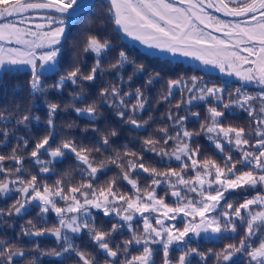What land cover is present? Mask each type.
<instances>
[{
	"label": "snow or ice",
	"instance_id": "1",
	"mask_svg": "<svg viewBox=\"0 0 264 264\" xmlns=\"http://www.w3.org/2000/svg\"><path fill=\"white\" fill-rule=\"evenodd\" d=\"M89 7L84 0H0V72L26 66L30 94L45 98L49 88L61 92L69 83L79 87L64 107L85 117L99 136L98 146L92 147L72 137L55 143L56 116L63 109L59 103L47 102L46 134L31 149L30 141L21 136L7 155L0 152V196L15 193L14 203L0 208V222L11 226L6 217H21L34 205L37 221L27 220L19 235L55 237L59 250L40 251L38 244L35 250L74 264H156L153 245L160 246L161 264H192V257H199L201 264H209L210 259L212 264H237L234 258L238 256H244L246 264H264V0H107L103 23L151 50L149 55L190 58L261 89L252 94L237 87L234 93L228 91L226 99L224 87L201 83L200 77L186 79L178 74L168 78L157 97L158 104L169 105L162 123L141 137L138 150L125 145L107 156L111 138L119 133L115 128L102 132L95 126L100 108H109L129 130H147L155 121L151 114L147 119L142 115L151 113L143 89L164 77L153 72L133 90V77L144 73L145 65L130 60L121 50L109 68L120 73L132 64V75L127 81L120 75L116 83L100 88L99 103H87L84 82L95 83L103 76V60L111 50L109 39L90 33L82 46L83 53L95 57L90 70L85 73L74 63L55 83L45 86L43 78L60 64L70 22ZM177 93L180 99L173 104ZM76 101L85 106H77ZM200 102L206 104L203 119L193 110ZM232 109L247 113L248 127L225 123ZM189 117L199 122V129L188 128ZM0 120H4L3 112ZM31 120L39 122L40 117L23 114L16 124L28 129ZM200 136L214 146L219 159L202 154L196 139ZM8 142L5 126L0 129V148ZM147 153L158 159L147 162ZM69 154L79 179L66 172L47 183L44 175ZM26 156L38 169L36 173L25 174L29 172ZM110 165L118 171L101 182ZM142 175L145 184L140 182ZM161 185L162 194L158 192ZM237 190H254L255 194L237 200L231 196ZM49 213L56 217L51 227ZM97 213L113 218L109 229L97 225ZM125 232L128 238L117 242L116 234ZM202 234L230 242L219 250L200 251L191 240ZM84 236L94 252L76 243ZM173 246L180 253L176 259L171 255ZM100 254L102 260L97 258ZM0 264H39V260L26 255L18 240L0 238Z\"/></svg>",
	"mask_w": 264,
	"mask_h": 264
},
{
	"label": "trees",
	"instance_id": "2",
	"mask_svg": "<svg viewBox=\"0 0 264 264\" xmlns=\"http://www.w3.org/2000/svg\"><path fill=\"white\" fill-rule=\"evenodd\" d=\"M107 1L106 0H96L92 6L84 13L80 14L78 18L73 19L69 24V39L64 42L63 53L60 60V64L57 66L55 72H49L44 78L43 82L45 86H49L55 83L59 79V76L63 74L67 69H69L74 63H78L85 73L90 70V67L94 63V55L91 53H83L82 46L88 34H95L99 37L109 39L111 41V50L107 52L106 58L103 60L104 74L99 77L95 83L84 82V94L83 98L87 103H92L96 101L99 103L98 94L101 87L106 86L109 82L116 83L119 76L122 75L124 80L127 81V77L133 73V65L126 64L120 73L116 70L110 69L109 65L114 63L118 59V54L121 50L125 51L130 60H134L136 63H143L145 65L144 73L133 77L132 89L140 87L147 80L148 75L153 72H160L164 77L159 83L151 86L145 87L143 89L145 96L148 97L151 108V113L145 111L142 113L143 117L147 119L148 115L151 114L155 123L150 122L147 130L137 131L129 130V126L122 124L119 119L113 114V112L103 106L100 108L101 118L95 122V126L98 127L102 132H107L113 128L118 130V136L111 138V148L109 152L104 153L105 156L112 152V149L122 150L123 146L127 145L133 150H138L140 146V140L142 136H146L153 132L155 127L162 123V117L164 116L165 110L169 107L167 103H157V97L160 95L162 86L165 84L168 78H175L176 75H183L186 79L191 76H197L201 78V83H206L209 86L216 85L218 87L223 86L225 91V98L227 99L228 91L234 93L235 88L242 87L245 91L252 94H256L258 89L250 86L241 85L236 80L225 81L217 73H210L204 71L200 67H195L189 63L172 60L167 57H161L158 55H149V53L142 51L137 46L127 42L121 34H118L113 30L112 26L105 25L103 23L106 12ZM219 14V13H218ZM30 80V70H12L11 72H0V112L4 113V120H0V129H4L9 132V142L6 148H0V152L7 155L12 147L16 146L17 139L24 136L30 141L29 149H31L34 143L41 138L47 132V102H55L61 105L63 110H58L56 116V129L55 143H58L61 139L65 137H72L78 144L86 145L89 147L98 146L97 141L99 136L97 133L91 130L92 125L89 121L84 119L83 116L78 117L71 107L65 108L64 106L72 102L73 92H79V87L73 86L70 83L61 91L57 92L49 88L46 98L45 96L36 93L30 94L29 89ZM125 90H128L125 88ZM180 99L179 94L175 96L172 103L175 104L177 100ZM214 103V101H213ZM77 106L84 107L85 104L81 101H76ZM194 111H199L201 113V119L206 113V104L200 102L198 106L193 108ZM232 113L225 123H232L237 126L248 127L249 118L247 113H244L240 109L230 110ZM23 114H30L32 116H39L40 121L31 120L28 129H25L23 125L16 124V118ZM183 114V113H181ZM5 121H11L5 125ZM69 124H74L73 128H69ZM187 126L190 130L199 129V122L193 117H189ZM87 128V131H85ZM201 146L202 154L205 156H213L219 159L218 154L215 152L214 146L210 144L205 136H200L196 138ZM50 143H53L50 141ZM27 151V150H25ZM94 156L99 157L100 154L93 153ZM44 159H49V157H43ZM151 153L145 154V160L149 163H154L157 160ZM29 157L25 158V165L29 173L34 174L38 169L32 167L28 162ZM10 164L11 162H6ZM165 163H168L165 161ZM75 160L73 156L67 155L63 160L55 162L52 166V172L45 174L43 179L52 184L56 179L61 178L64 173L71 172L72 176L77 180L79 179L78 170L75 167ZM173 166H176V161H171ZM163 167L164 165H158ZM118 170L114 166H109V170L106 174L101 175V182L106 181L109 177L116 174ZM146 175V174H144ZM144 175L141 176V184H145ZM2 178V174H0ZM164 185L158 189V192L163 193ZM254 190H249L247 192L241 193L237 190L235 193H231V196L237 200L242 199V196L254 195ZM15 193L5 197L0 196V208H9L14 203ZM95 211V210H94ZM38 208L34 205L29 206L27 213L21 217H6L10 222L9 224H4L0 222V238L7 240H18L19 245L24 248L26 255L38 257L39 264H74L73 260H68L62 262L61 259L42 256L40 251H51L53 249L59 250L60 245L56 241L55 237L50 235H45L41 237H23L20 236L21 225L26 224L27 220L32 219L37 221ZM113 218L103 217L101 213H97V225L102 226L105 229L111 227V222ZM48 226L51 227L56 223V218L52 213L48 214L47 217ZM39 226V224H38ZM242 231V230H241ZM128 233L124 235L116 234V241L120 242L123 239L128 238ZM239 235H237V240ZM230 242L228 239L220 240L217 238H192V247L198 248L200 251L207 252L208 249L219 250L223 247L225 243ZM76 243L79 245V239H76ZM39 245L40 251L35 250L36 245ZM80 246V245H79ZM154 247V246H153ZM155 252V262L156 264H161L162 251L160 246H156ZM179 249L173 247L172 258L176 259L179 256ZM192 264H201L199 257H192ZM237 260V264H246V258L244 256H238L234 258ZM209 264H212L211 259Z\"/></svg>",
	"mask_w": 264,
	"mask_h": 264
},
{
	"label": "rangeland",
	"instance_id": "3",
	"mask_svg": "<svg viewBox=\"0 0 264 264\" xmlns=\"http://www.w3.org/2000/svg\"><path fill=\"white\" fill-rule=\"evenodd\" d=\"M106 1H107V0H106ZM216 15H219V14L216 13ZM224 19H228V18H225V17H224ZM72 21H73V20H72ZM72 21H71V22H72ZM71 22H70V23H71ZM121 36H122V34H121ZM123 38H124L127 42H129L130 44L137 46V47H138L139 49H141L142 51H145V52H147V53H149V52L151 51V50L146 49L144 46L140 45V44H139L138 42H136V41H133V40L127 38V37H123ZM155 55H158V56H161V57H167V58H170V59H172V60H180V61H183V62L189 63V64H191V65H193V66H195V67H200V68H202V69H203L204 71H206V72L217 73V74H218L219 76H221L225 81L236 80V81H238L241 85H243L242 82L239 81V80H237L234 76H233V77H229V76H227V75H225V74H223V73H220L219 70L216 69V68H213V67H211V66L205 67V66L201 65L198 61H194V60H192V59H190V58H184V57H171L170 55L162 54V53H157V54H155ZM13 70H30V69L27 68V67L25 66V67H20V68H18V69H13ZM245 86L254 87V88L258 89V92L261 91V89H260L258 86H256V85H245ZM221 87H223V86H221ZM258 92H257V93H258ZM52 214H53V213H52ZM53 215H54V214H53ZM54 216H55V215H54ZM55 218H56V217H55ZM179 226L182 227V224L179 225ZM201 237L208 238V237L204 236L203 234L201 235ZM193 238H196V237H193ZM153 246H154V248H156L157 245H153ZM173 247H175V246H173Z\"/></svg>",
	"mask_w": 264,
	"mask_h": 264
},
{
	"label": "flooded vegetation",
	"instance_id": "4",
	"mask_svg": "<svg viewBox=\"0 0 264 264\" xmlns=\"http://www.w3.org/2000/svg\"><path fill=\"white\" fill-rule=\"evenodd\" d=\"M78 239H79V245L81 247H85L87 249V251H89V252L95 251V249L91 246V244L88 241V238L86 236H84L83 239H80V238H78ZM97 258L102 260V254H100Z\"/></svg>",
	"mask_w": 264,
	"mask_h": 264
},
{
	"label": "water",
	"instance_id": "5",
	"mask_svg": "<svg viewBox=\"0 0 264 264\" xmlns=\"http://www.w3.org/2000/svg\"><path fill=\"white\" fill-rule=\"evenodd\" d=\"M96 0H84V2L86 3V4H88L90 7L92 6V4L95 2ZM89 7V8H90ZM89 8H87L84 12H86ZM83 12V13H84ZM226 18V17H225ZM84 119H86L85 117H84ZM87 120V119H86ZM132 130H135V129H132ZM137 131H144V129H141V130H137ZM69 156H72L71 154H69ZM59 259H61V258H59Z\"/></svg>",
	"mask_w": 264,
	"mask_h": 264
}]
</instances>
